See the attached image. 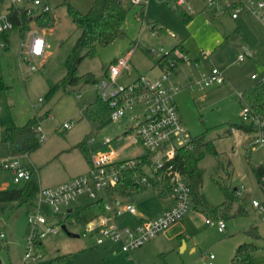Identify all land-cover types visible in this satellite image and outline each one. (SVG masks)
Listing matches in <instances>:
<instances>
[{
	"label": "rangeland",
	"instance_id": "rangeland-1",
	"mask_svg": "<svg viewBox=\"0 0 264 264\" xmlns=\"http://www.w3.org/2000/svg\"><path fill=\"white\" fill-rule=\"evenodd\" d=\"M45 1L52 8L48 13L53 18L52 25L39 26L36 19L43 16L39 15L24 29L25 32L39 30L46 38L49 47L45 57H35L30 61L24 60L23 55L20 58L24 31L19 28L10 32L6 49L0 55L8 86L7 90L0 92L3 141H15L21 128L31 119H38L42 123L49 139L40 141L37 134L41 146L32 153L18 155L25 166L31 164L33 156L38 162H42L38 167L41 188L67 181L86 167V158L81 150H75L70 156L53 155L46 159L51 151L65 144V137L73 131H81L87 127L88 141L94 139L89 144L94 150L93 155L97 156L119 149L131 137L123 133L128 116L122 123L107 118L102 124H98L90 116L87 106L99 97L97 84L68 86L67 90L61 88L50 99L46 98L51 87L65 76L67 58L81 34V29L72 21L68 8L71 6L81 13H87L95 0ZM188 1L197 11L190 14L193 19L187 24L179 17L174 4L169 0H149L144 6L134 5L131 0H123L127 9L125 36L107 46H100L96 57L86 58L79 64L78 73H92L100 81L105 68L132 50L131 62L124 69L122 77H127L130 82L139 74L153 78L157 73L152 74L150 70L162 54L158 51L152 53L151 49L163 46L170 52L185 45L190 61L180 63L179 68L177 67L176 81L182 89L176 95V104L191 137L205 136L214 142L219 152L218 156L206 153L199 162L203 171L202 191L213 207H220L225 201L220 184L231 188L243 185L247 191L244 193L251 200L262 199L264 191L253 172L252 164L264 163V145H252L254 130H240L235 135L231 134V130L234 123L252 126V123L243 120L244 102L240 95L256 82L264 81V23L250 26L244 36L246 41L242 43L243 41H236L237 37L242 39V31L235 26L229 13L216 14L206 6L204 0ZM205 6L208 9L202 11ZM154 24L161 25L163 32L153 30ZM218 40L219 46L216 43ZM240 42L246 44L254 54L249 56L243 49L237 48L235 44ZM178 51L180 49L176 50ZM240 54L244 55L243 60L239 59ZM196 62H199L198 69L195 68ZM40 65L42 67L39 70H32L33 66ZM214 67L222 69L228 80L226 84L201 88L202 81L196 78L194 80L197 83L191 84L189 78L192 73L197 76ZM252 74L259 76L258 80H252ZM40 98L43 100L40 101ZM48 111H51L50 116H46ZM70 119L76 122L70 130L64 131L62 124ZM37 126L36 122L35 129ZM108 140L110 142L106 143ZM247 142L252 147L251 156L246 154ZM143 152L145 148L142 145L132 143L120 157L131 158L135 153ZM148 171L152 173L151 170ZM3 183L13 185L11 188H19L25 182H14L12 173L2 169L0 185ZM160 197L156 188L148 186L144 191H134L123 198L125 202H133L138 211L143 208L153 211L165 199ZM88 201V197L81 196L69 207H62L59 213L54 212L52 206L42 203V213L59 228V232L44 239L46 255L36 262L29 260L25 264H50L52 259L66 254H70V258L61 264H207L210 253L216 256L215 264H231L234 247L242 242H255L262 246L256 254V262L264 264V213L256 209L252 201L247 204L244 214L237 212L239 204L234 203L233 209L225 212L220 210L218 217L212 212L205 213L192 207L182 219L185 224L184 235L189 241L188 249L177 247L174 252H167L150 246L147 250L140 249L132 255L123 251L118 242L107 240L98 244V233L95 230L88 231L86 225L79 223L74 216L66 219L69 209L75 212ZM37 203L38 198L35 199V204ZM34 209V204L14 206L11 203H0V230L6 234V238L0 240L6 244L5 247H0L2 264H23L29 213ZM208 217L223 219L227 229L220 231L218 226L208 225ZM63 224L67 225L70 232L79 236L69 235L63 230ZM252 226L257 227L260 237H254L248 232ZM191 245L196 246L195 252L190 250Z\"/></svg>",
	"mask_w": 264,
	"mask_h": 264
},
{
	"label": "built area",
	"instance_id": "built-area-1",
	"mask_svg": "<svg viewBox=\"0 0 264 264\" xmlns=\"http://www.w3.org/2000/svg\"><path fill=\"white\" fill-rule=\"evenodd\" d=\"M218 14L230 13L233 18H238L241 13L248 11L264 23V0H204ZM134 5L144 6L149 0H131ZM185 0H174V7L183 6ZM184 7V6H183ZM51 6L45 0H0V55L6 49L8 34L17 24L14 17L22 20L24 17L34 19L38 15L51 11ZM192 11V7H187ZM24 39L20 48V58L30 61L38 57L44 58L49 43L39 30L33 29L23 32ZM159 52L162 57L169 58L168 63L161 67V74L155 78L146 75L138 76L134 81L122 83L120 77L124 69L129 67L130 57H120L108 67V75L98 82V95L100 99L112 109L110 118L114 121H122L128 116V126L133 134V143H139L145 148V156L118 159L114 151L105 155H94L88 172L80 174L72 179L57 185L40 188L36 198L34 211L29 213V229L27 232V244L24 254L25 261H38L43 256L39 243L51 235H56L59 228L50 222L49 217L42 213L41 204L45 203L53 207L54 212L59 213L62 207H69L81 196H87L92 200L103 199L106 212L99 218L86 224L88 231L98 233L97 243L102 244L107 240L121 244L123 251L131 253L148 243L158 234L166 231L170 226L180 221L193 207V191L189 181L176 165L171 161L183 147H192L193 138L189 134L187 126L180 116L176 95L182 87L173 81L172 75L180 63L190 61L185 51H178L172 57L163 46L153 47L151 52ZM240 60L244 55H240ZM199 66V62H196ZM42 67L33 66L32 70ZM256 75H253L255 78ZM201 88L212 87L215 84L224 83L225 77L222 69L214 67L209 72L203 73ZM242 97V94H241ZM43 99L40 98V101ZM243 120L252 123L255 136L253 146L264 145V121L252 114L248 105H243ZM76 120L70 119L62 124V129L73 127ZM40 141H46L41 123L35 129ZM92 139L90 142H93ZM110 141H106L109 143ZM0 166L13 173L16 183L26 182L32 176V169L25 166L18 155L10 156L1 161ZM135 170L134 178L138 184L152 186L151 178L161 181V189H167L163 184L168 181L170 194L174 197V204L163 211L159 216L144 218L137 225L121 226L116 217L127 211L136 214L135 205L127 203L115 205L110 198V193L124 180L127 170ZM151 170L152 173H148ZM264 190V176L261 178ZM246 188L242 185L238 193H244ZM252 205L264 213V197L252 200ZM206 222L218 226L220 231L226 228L223 219L208 218ZM6 234L0 230V240H4ZM215 254L210 253L207 264H214Z\"/></svg>",
	"mask_w": 264,
	"mask_h": 264
},
{
	"label": "trees",
	"instance_id": "trees-1",
	"mask_svg": "<svg viewBox=\"0 0 264 264\" xmlns=\"http://www.w3.org/2000/svg\"><path fill=\"white\" fill-rule=\"evenodd\" d=\"M174 0H169L173 3ZM179 17L185 22L192 21V16L183 6L175 8ZM68 13L74 22V24L81 29V34L77 39L71 54L66 61V74L60 79L54 86L51 87L47 99H50L61 88L67 90L68 86H85L88 84H98L99 80L92 73L80 75L78 73L79 64L86 58H94L98 54V48L100 46H107L113 43L118 38L125 36L124 23L126 20L127 9L124 6L123 0H95L93 6L87 13H81L73 7L68 8ZM42 17L36 19V23L41 26L52 25L53 18L47 13L42 14ZM143 15V14H142ZM39 16V15H38ZM36 18V17H35ZM17 24V28L24 29L29 27L32 19L24 17L22 20L18 17H14ZM35 21V19H34ZM156 29V25L153 26ZM10 34V33H9ZM9 34L8 38L9 39ZM178 47L174 48L170 54L174 57L175 51ZM169 61L167 56L158 60V64L164 67ZM108 67L105 68L104 76L108 75ZM8 89L5 83L3 68L0 61V92ZM242 100L244 104L248 105L258 119L264 121V81H259L253 86L245 89L242 92ZM87 110L90 116L98 124H102L107 118H110L112 109L108 103L102 101L100 97L92 101L87 106ZM40 123L38 119L29 120L22 128L18 140L14 143L15 152L19 153H32L36 151L41 143L38 140L37 133L35 131V123ZM232 128H237L245 131L254 130V126H248L246 124L234 123ZM9 139V135L7 136ZM80 148L88 160L91 159L90 151L88 149L87 140L80 142L77 145ZM206 153H210L214 156H218L219 152L212 140H208L205 136L200 135L193 138L192 147H183L179 150L176 157L171 160L180 172L185 175L193 191V208L205 213L212 212L216 217L219 215V211H228L232 208L234 203H238L239 207L237 212L240 214L246 213L247 204L252 201L247 193L240 195L238 193L239 187L231 188L220 184L221 189L225 195V201L220 207H213L204 192L202 191V179L203 171L199 167V162L203 159ZM252 147L248 142L246 145V154L251 156ZM148 155L144 156L145 160L148 159ZM252 169L256 175L259 183L264 176V164L253 165ZM135 170H127L124 180L116 187L117 190H144L148 187L146 184H138L134 178ZM152 186L155 188L161 187V181L151 178ZM163 184L170 192L168 181L164 179ZM40 180L37 171L32 169L31 178L19 188H13L8 190H0V202H17L19 205H33L35 199L40 191ZM163 193V192H162ZM106 212L104 200L96 199L92 200L88 204L79 207L75 212L72 210L68 212V216H74L76 220L86 225L90 221L99 217ZM248 232L254 237H260L256 226H252ZM39 243V248L42 246ZM0 247H5L4 242H0ZM262 249V246L255 242L241 243L231 259V264H257L256 254ZM70 258V254L63 255L52 259L50 264H61L64 260Z\"/></svg>",
	"mask_w": 264,
	"mask_h": 264
},
{
	"label": "crops",
	"instance_id": "crops-1",
	"mask_svg": "<svg viewBox=\"0 0 264 264\" xmlns=\"http://www.w3.org/2000/svg\"><path fill=\"white\" fill-rule=\"evenodd\" d=\"M186 1V3L183 5L184 6V8H186L187 9V7H185V6H191L192 7V11H188L190 14H193V13H195L197 10L195 9V7L193 6V5H191L190 4V1H188V0H185ZM203 1V0H202ZM204 2V1H203ZM207 7H209L208 5H206ZM204 7V9H202V11H204L205 9H208L207 7ZM211 10H213L216 14H218L213 8H211V7H209ZM229 13V12H228ZM230 14V13H229ZM242 14V13H241ZM231 15V14H230ZM192 16V15H191ZM232 17V16H231ZM193 18V17H192ZM232 19L234 20V24H235V26H237L238 27V29H241V31H242V39L240 38V37H237L236 39V41H243L242 43H244L245 41H246V39H244V36L246 35V32L248 31V28L250 27V26H254L255 24H263V22L259 19V18H257L255 15H253L252 13H250V12H248V11H245V12H243V14L242 15H240L238 18H233L232 17ZM251 21V22H250ZM154 25H156V29H154V28H152L153 30H155V31H157L158 33H162L163 31H162V26L161 25H159V24H154ZM153 25V26H154ZM238 43V44H242V43ZM216 43L218 44V46H219V44H220V42H219V40L218 41H216ZM235 46H236V44H235ZM238 48V47H237ZM178 49H180V50H182V51H185L186 53H187V51H186V48H185V45H181V46H178ZM250 49V48H249ZM250 51L252 52V55L254 54V52L250 49ZM132 53H133V51L132 50H130L128 53H126L124 56H121V57H125V56H128V57H130V62H131V55H132ZM240 55H242V54H240ZM251 55V56H252ZM120 58V57H119ZM117 59V58H116ZM158 61H156L155 62V66H153L152 68H151V73L153 74H155V73H157V76L158 75H160L161 74V66L157 63ZM188 63V62H187ZM178 67V66H177ZM155 68H158V69H155ZM179 68V67H178ZM178 68L177 69H175V71H174V73H173V75H172V79H173V81L174 82H176V83H178L177 81H176V75L178 74ZM195 68H199V66H195ZM203 73H206V72H202L200 75H197V76H195L193 73H192V75L190 76V82H191V84H195V83H197L196 81L197 80H194V78H196V79H200V81H201V78H202V74ZM140 75V74H139ZM139 75H136V77L134 78V79H136ZM253 75L254 74H252V80H254V81H256V80H258V78H259V76H256L255 78H253ZM122 76H123V74H122ZM120 77V81L122 82V83H127L128 81L130 82V80H128V78L127 77ZM157 76H154L153 78H155V77H157ZM103 77H104V75H103ZM134 79H132V80H134ZM228 80L227 79H225V81H224V83H221V84H219V85H222V84H226V82H227ZM128 82V83H129ZM257 83V82H256ZM179 84V83H178ZM254 85V84H253ZM253 85H251V86H253ZM250 86V87H251ZM240 97H241V95H240ZM241 99H242V97H241ZM243 105H244V103H243ZM51 112V111H50ZM50 112L48 111L47 112V115L46 116H50ZM183 120V119H182ZM116 122H123V121H116ZM128 122V121H127ZM41 123V122H40ZM41 125H42V123H41ZM43 127V126H42ZM123 127V126H122ZM44 129V128H43ZM64 130V129H63ZM68 130H70V129H68ZM241 129H237V128H233L232 130H231V134L232 135H235V134H237L239 131H240ZM65 131V130H64ZM67 131V130H66ZM123 133H124V135H128V136H131L130 137V141L128 142V143H126V144H124V145H122L119 149H117V150H115L114 151V154L117 156V158L118 159H125V157H120V155L122 154V153H124V151L129 147V145L130 144H132L133 142H132V139H133V134H132V131L129 129V126H128V123H124V129H123ZM97 133H99V132H97ZM19 135L20 134H17L16 135V138H15V141L13 140L12 141V143H6V142H4L3 141V138H4V129H3V127H1L0 126V164H1V161L3 160V159H5V158H7V157H10V156H13V155H19V154H21V153H19V152H15V148H14V143L18 140V137H19ZM89 136V134H88V130H87V127H85L84 129H81V131L80 130H78V131H73V133H70L69 135H68V137H65V144L64 145H62V146H60L59 148H56L54 151H51V153H50V156L49 157H47L46 159H49L50 157H53V155H54V157H64V156H70V155H72L73 154V152H75V150H81L80 148H78L77 147V145L80 143V142H82V141H85V140H87V143H88V149H89V151H90V157H91V159H92V156H94L93 155V153L94 152H92V151H94L92 148H91V146H90V142L88 141V137ZM49 139V138H48ZM47 139V140H48ZM94 142V141H93ZM138 143V142H137ZM141 145V144H140ZM82 151V150H81ZM83 152V151H82ZM145 154H146V152H143V153H139V154H137V153H135L134 155H132L131 156V158L132 157H137V156H145ZM84 158H86V167H84V169H82V171H80V172H78V174H76L75 176H72L70 179H72V178H74V177H76V176H78V175H80V174H83V173H86V172H88V170L90 169V165H91V159L90 160H88V158L85 156V154H84ZM41 163L42 162H38L37 160H36V158L33 156V158H32V162H31V164L29 165V166H27V167H29V168H31V169H34L35 171H37L38 172V174H39V168L38 167H40V165H41ZM259 164H264V163H259ZM259 164H255V165H259ZM2 169H4V168H2L1 166H0V172H1V170ZM4 170H7V169H4ZM9 171V170H8ZM11 172V171H10ZM12 173V172H11ZM12 175H13V173H12ZM69 180V179H68ZM61 183V182H60ZM57 184H59V183H57ZM57 184H54V185H57ZM54 185H51V186H54ZM50 186V187H51ZM11 187H13V185H11V184H7V183H3V184H1L0 185V190H8V189H13V188H11ZM40 187H41V184H40ZM150 187H154V186H150ZM148 188V187H147ZM155 188V187H154ZM237 188V187H236ZM157 189V191H158V193H159V195L161 196L160 197V199H162V198H165L164 200L162 199V203L160 204V206H159V208H157L156 210H149V209H145V208H143V209H141V210H137V213L136 214H131V213H129V212H127V211H125V212H123L121 215H119V216H117L116 217V220H117V222H118V224L119 225H121V226H125V225H130V226H135V225H137L142 219H144V218H153V217H157V216H159L163 211H165L166 209H168L169 207H171L173 204H174V197L172 196V194H170V192H168V190L167 189H161V187L160 188H156ZM145 190V189H144ZM144 190H142V191H144ZM134 191H140V190H136V189H132V190H117L116 188L110 193V198L114 201V203H115V205H124V204H127V203H131V204H133V205H135L133 202H125V200H124V198L123 197H125V196H129L132 192H134ZM264 191V190H263ZM163 192V193H162ZM247 192V191H246ZM83 197V196H82ZM87 197V196H86ZM264 197V196H263ZM262 197V198H263ZM89 198V197H88ZM78 201V200H77ZM76 201V202H77ZM92 201V199H90L89 198V201L88 202H86L84 205H86V204H88L89 202H91ZM0 203H3V204H5V203H11V204H13L14 206L15 205H17L18 203L17 202H0ZM19 205V204H18ZM24 205H26V204H24ZM83 205V206H84ZM34 206H35V204H34ZM80 207H82V206H80ZM233 209V208H232ZM236 209V208H235ZM73 210V209H72ZM237 210H238V208H237ZM68 212H69V210H68ZM103 215V214H102ZM102 215H100V216H102ZM187 215V214H186ZM185 215V216H186ZM99 216V217H100ZM184 216V217H185ZM99 217H97V218H99ZM183 217V218H184ZM97 218H95V219H97ZM182 218V219H183ZM209 218V217H208ZM207 218V219H208ZM94 219V220H95ZM182 219L180 220V221H178L177 223H175V224H173L172 226H170L166 231H164V232H162V233H160V234H158L156 237H154L153 239H151L148 243H146L145 245H143V246H141V247H139L138 249H136V250H134V251H132L130 254L132 255L134 252H136L137 250H140V249H143V250H147L148 248H150V246H155L156 248L158 247L160 250H164V251H167V252H174V249L175 248H179V247H183L184 249H188L189 248V241H188V239H187V237L184 235V227H185V224H184V222H182ZM206 219V220H207ZM93 221V220H92ZM91 222V221H90ZM89 222V223H90ZM207 223V222H206ZM208 224V223H207ZM208 225H210V224H208ZM211 226H216V225H211ZM225 229H227V225H226V228ZM225 231V230H224ZM246 231H247V229H246ZM239 243V242H238ZM243 243V242H242ZM5 244V243H4ZM103 244V243H102ZM241 244V243H240ZM239 244V245H240ZM6 245V244H5ZM4 245V246H5ZM238 245V246H239ZM8 246V245H7ZM238 246H235L234 248H235V250H234V254H235V252H236V249H237V247ZM9 247V246H8ZM40 249L42 250V253H43V255H46L47 254V247H46V244H45V242L43 241V243H42V246L40 247ZM190 250H192V251H196V246L195 245H191V247H190ZM215 259H216V256H215ZM28 261H23V264H25V263H27ZM214 264H215V262H214Z\"/></svg>",
	"mask_w": 264,
	"mask_h": 264
},
{
	"label": "water",
	"instance_id": "water-1",
	"mask_svg": "<svg viewBox=\"0 0 264 264\" xmlns=\"http://www.w3.org/2000/svg\"><path fill=\"white\" fill-rule=\"evenodd\" d=\"M236 47L243 49L247 55H249V56L252 55V52L250 51V49L247 47L246 44H236ZM71 211H72V209H69V212H71ZM62 228L64 231H66L71 236H76V237L79 236L78 234H73L72 232H70L67 225H65V224L62 225ZM0 264H2L1 258H0Z\"/></svg>",
	"mask_w": 264,
	"mask_h": 264
}]
</instances>
